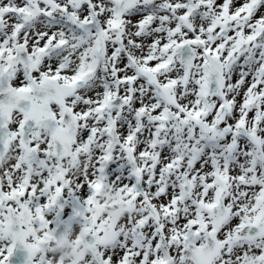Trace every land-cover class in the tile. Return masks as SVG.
I'll return each mask as SVG.
<instances>
[{
  "label": "rangeland",
  "instance_id": "374dc122",
  "mask_svg": "<svg viewBox=\"0 0 264 264\" xmlns=\"http://www.w3.org/2000/svg\"><path fill=\"white\" fill-rule=\"evenodd\" d=\"M112 1V0H111ZM196 3V12L192 16V21L194 22V30L191 33L199 31L198 24H202L206 26L209 22L212 21L213 18L216 17V13L218 11H210L211 6L215 5V3H222L221 0H211V2H206V0H194ZM98 5L103 10H109L110 6L113 7L110 1L107 0H96ZM167 0H159L157 4L159 6L163 5ZM174 1H169L172 3ZM180 3L183 5L180 6V9L173 7L172 10L175 11L176 15L174 16L172 13L170 17L167 19L164 18V9L160 11V13L152 16V13L145 16L144 14H139L138 17L136 15H128L127 21H133L136 18L135 24H129L128 27L132 29L135 28L138 21L143 19L145 21H150L147 23L145 29L138 31L137 33L133 31V37H131L130 42L127 41V50L125 52V56L119 55L116 59L118 62L117 70L114 72L115 74L108 73V75L113 79L114 76H124L128 78V82L133 84L135 87H138L139 91L142 92L140 97H136L134 99L133 108L135 110L140 105H146L147 103L152 104L153 98L147 90V86L144 85L143 78H136V80H132L133 73L135 71V67L139 66H150L153 62L158 61L159 55L164 56L165 53H160L156 50H160L162 43H165L169 37H181L183 35H187L185 31L186 28H181L178 35L173 34V27L175 25L176 19L180 16L187 5V2L180 0ZM19 5H22L24 8L29 9V6L24 0H0V14L4 18V24L0 28V42L5 37L10 40V45L8 47L7 53L11 51L13 48V44L17 41H27L28 49L31 53H34V50L37 46L41 45L45 40L46 36L50 32L57 33V37L63 36L66 39L65 47L62 50V53L58 56L56 55L53 60H44L40 67L45 70L37 71V76L42 77L45 74H52V72H60L61 77L59 80L61 81H70L76 76L78 71L77 64L78 61H83V58L77 57L81 56L82 51V43H80L78 36V31L70 25L63 24L59 21L58 13L54 14L51 18L47 19V25L43 32H35L32 36H30L29 27L26 29L20 30L17 33L15 38H11L10 33L13 30L16 20H14L13 12H9L5 15L4 9L6 8H14ZM232 5H234L232 3ZM170 6V5H169ZM114 13L116 12L113 9ZM264 14V11L262 12ZM242 18V17H241ZM107 19V17H106ZM43 18L41 16L36 17L34 19V23H38L40 26V22H42ZM246 23L242 21L238 28L243 29V33L251 34V32L255 29L256 24H253L247 28H243V24L245 26ZM237 24V23H236ZM237 27L235 25L234 29ZM202 27H200L201 29ZM42 29V30H43ZM204 31V27L201 29ZM189 32V31H188ZM49 36V35H48ZM15 42V43H16ZM115 43L110 44V50L115 49ZM83 50V49H82ZM6 53V54H7ZM4 54V55H6ZM69 56L70 61L66 67H62L59 65V60L62 59V55ZM159 54V55H156ZM3 55V56H4ZM73 55V56H72ZM76 55V57H74ZM0 57V66L3 64V59L5 57ZM71 56V57H70ZM254 56L256 54L254 53ZM83 57V56H82ZM262 57V56H261ZM260 57V58H261ZM249 63L248 66H244L243 69H253L255 70V66L257 61L255 58L246 61ZM72 63V66H71ZM180 61L177 55H175L173 63L166 67L164 71V76L173 77L174 87H181L182 81H184V73L185 70L181 67ZM59 68H57V67ZM76 71V72H75ZM163 74H161L163 76ZM60 76V74L58 73ZM105 75L100 70H96L92 74V79L88 81H92V85L90 87H82L79 88L74 97L73 103L77 108L75 111L78 115L81 114L84 108H89L94 105V103H99L104 96V88L101 86L100 81L101 77ZM196 75V72L192 74V78ZM254 76V73L252 74ZM163 76V78H164ZM250 76L248 79H250ZM241 74L238 68H234L233 74L231 75V82L238 83L241 80ZM247 79V80H248ZM132 81V82H130ZM14 86L19 88H26L29 85V81L24 72L19 69L13 82ZM240 84V83H239ZM118 83L114 86H110L108 90H120V86L116 87ZM247 85V81L244 82L243 86ZM144 95V96H143ZM138 96V95H136ZM142 97V98H141ZM189 97L185 96L186 106L189 103ZM93 103V104H92ZM132 109V108H130ZM128 110V109H127ZM127 113V111H126ZM125 113V114H126ZM82 117V116H81ZM22 119V115L20 112L13 113L10 129H11V145L9 150L6 152L3 157L2 162L0 163V264H8L6 261L1 259L3 252L6 249L8 242L10 241V232L6 226L7 215L4 210V206L7 203H10L9 194L12 193L13 188H17V193L22 198H24L30 205L33 210V220L38 222L36 224V233L29 240L31 242L39 241L43 246L51 251L53 260L56 261L59 254H61L64 249L66 251L65 257L62 258L61 264H96L95 262H91L90 254L91 250L84 245L83 240L76 241V236L79 231V228L82 226H87L85 223H75L71 214V211L64 207L62 209H58L57 206L53 203V191L56 190V186L58 180L55 178V174L57 171V167L55 166V161L51 155V143L48 139V135L46 133H42L35 140V149L34 152L29 153L20 148V130L19 123ZM89 118L81 119V127H84L85 130L81 131L80 134L86 132L91 133L88 130L89 123L93 121H88ZM148 122L146 121V124ZM150 124L148 123V127ZM187 127V126H186ZM185 125L176 124V126L172 129L173 135L172 137L183 138V133L178 137V133L181 134L183 130H185ZM93 129L92 136L96 138H86L85 135L80 137V141H85L87 139L93 140L95 144V149L93 152H82V148L76 146L74 148L73 155L66 159L65 165H67L70 170L68 175L63 177V181L66 183L68 188L66 189L67 193H79L83 199L87 200V182L89 180H93L96 178V174L98 173V163H100L101 159L105 156L104 150V137L101 135L100 126L97 125ZM261 133L264 134V124L261 122L260 124ZM176 132V134H175ZM124 132L123 134H125ZM143 134L144 131L141 132L138 137L135 138V145L138 147L142 146L143 143ZM82 142L80 144H82ZM79 142L76 144L78 145ZM219 149L217 148L214 152L213 158L217 162ZM162 154H167L165 157L166 160L169 161L168 166L162 169V186L159 188L160 193L157 195L154 190H158V185L160 182H157L154 185V181L152 184L148 186L150 192L148 194V199L154 202L158 209V217L157 219H146L143 220V215L145 210L148 208V202L141 200L138 206V209L132 215L134 220L139 222L143 229H140L142 242L137 244L133 243L131 236L128 232V227L123 226L122 230L124 238H121L119 243L112 248V252H110L111 260L108 264H120L121 261L125 260L126 264H150L154 259L155 253L154 246L156 239L158 237L164 236L166 239V254L169 253L170 261L169 264H191L188 260L181 259V249H182V239L187 234V232L196 227H202L203 225H207V229H211L212 224L211 218L208 214H204L205 217H202V221L200 223L196 222L197 212L200 215L202 207L207 205L209 202L213 200V192L217 188V184L215 182L211 183L214 180V174L212 171V165L209 159L205 166L203 163H200V166H193L191 157H189V150L186 148H172L169 147L166 151H163ZM184 154V162L180 163L177 167H175L176 162L173 160L176 155ZM201 156L203 154L200 153ZM247 158V156L245 157ZM222 160V159H220ZM223 161V160H222ZM159 164V165H158ZM29 165L31 167V183L25 179V176L28 175L26 173V166ZM119 163H114L110 165L108 169L109 178L106 186L102 187L97 193V206H100L103 202L115 199L117 196L125 194L129 191V187L126 186V182H124L123 178L125 177L124 172L121 170L119 172L120 166ZM240 165V167H238ZM162 166V161H156V169ZM245 163L241 161L240 163H234L231 166V171L234 172V176L236 173L240 171V168H244ZM257 176H260V171L257 170ZM155 174V173H154ZM119 175V177H118ZM187 175L193 179L196 184L194 190L188 195H180V182L183 180V177ZM199 175V176H198ZM155 178L154 176H151ZM201 178H204L205 183L197 184ZM96 181L95 179L93 180ZM93 182V183H94ZM27 185V186H26ZM95 184H93L94 186ZM154 186V187H153ZM258 189V185H254L253 187H247L245 183H233V187H231V192L229 197L227 198V202L230 206H233V214L230 220L221 228L219 231V238L223 243V248L214 264H264L263 262V251H264V235L257 240L250 239L245 235L244 228L247 224H249L252 220H257L259 223L264 225V202L257 203L255 200L256 191ZM180 195V196H179ZM173 198V199H172ZM95 205H93L90 209H93ZM50 211V214L47 215V212ZM181 211L183 214L181 215ZM185 211V212H184ZM57 214L58 218L55 217ZM41 222H40V220ZM66 219L70 221L71 228L70 233L66 240L59 243V241H47L44 239L43 232L51 226L54 220ZM143 221V222H142ZM145 221V222H144ZM40 222V223H39ZM202 224V225H200ZM121 229V223L116 227V230ZM115 230V232H116ZM157 232L156 235H153ZM204 231L200 232V236L197 239V243L201 244L204 242ZM39 238V239H38ZM101 251L94 250V253L97 254L99 261L105 260V254L103 256L99 254ZM160 254L159 256H161ZM107 264V263H103Z\"/></svg>",
  "mask_w": 264,
  "mask_h": 264
},
{
  "label": "water",
  "instance_id": "95a60500",
  "mask_svg": "<svg viewBox=\"0 0 264 264\" xmlns=\"http://www.w3.org/2000/svg\"><path fill=\"white\" fill-rule=\"evenodd\" d=\"M7 82V78H5V80L3 81V83ZM3 85L1 84L0 87H2ZM3 92V90L1 91V93ZM0 93V137H1V132L3 133V136H5V140L7 142L6 139V123L9 119V114H10V109L13 106V100L12 99V95L10 94L9 96L6 95V97H3L2 94ZM17 104V103H14ZM18 105V104H17ZM55 124L52 125V129H54ZM4 146H5V141H4ZM2 147L0 148V151L2 150Z\"/></svg>",
  "mask_w": 264,
  "mask_h": 264
}]
</instances>
